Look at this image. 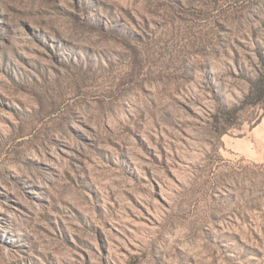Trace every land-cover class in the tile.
<instances>
[{
	"label": "rangeland",
	"instance_id": "1",
	"mask_svg": "<svg viewBox=\"0 0 264 264\" xmlns=\"http://www.w3.org/2000/svg\"><path fill=\"white\" fill-rule=\"evenodd\" d=\"M0 264H264V0H0Z\"/></svg>",
	"mask_w": 264,
	"mask_h": 264
}]
</instances>
